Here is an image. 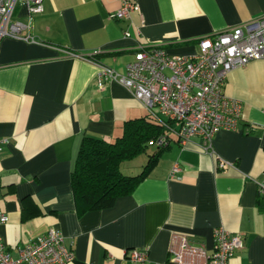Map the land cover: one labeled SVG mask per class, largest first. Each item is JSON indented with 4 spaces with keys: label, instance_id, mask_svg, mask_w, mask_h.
Instances as JSON below:
<instances>
[{
    "label": "crops",
    "instance_id": "crops-1",
    "mask_svg": "<svg viewBox=\"0 0 264 264\" xmlns=\"http://www.w3.org/2000/svg\"><path fill=\"white\" fill-rule=\"evenodd\" d=\"M42 6L30 16L22 3L16 9L33 41L0 39V209L8 215L0 236L10 254L55 228L73 253L67 264H175L169 249L181 236L211 254L222 226L243 238L230 264H264V59L228 72L223 91L241 102V118L214 135L212 154L199 137L182 145L166 129V146L159 136L120 163L137 174L164 148L112 205L80 213L71 186L84 137L113 141L126 121L147 115L118 82L98 87L97 63L124 73L140 47L152 46L194 55L199 38L264 15V0H138L127 20L114 17L120 0ZM134 248L147 250L143 262L129 260Z\"/></svg>",
    "mask_w": 264,
    "mask_h": 264
},
{
    "label": "built area",
    "instance_id": "built-area-1",
    "mask_svg": "<svg viewBox=\"0 0 264 264\" xmlns=\"http://www.w3.org/2000/svg\"><path fill=\"white\" fill-rule=\"evenodd\" d=\"M42 2L0 0V39L33 41L24 33L28 24L17 17L16 9L22 3L30 16L43 10ZM138 9V0H120L114 17L127 20ZM125 35H129L127 30ZM197 45V53L188 56L169 54L160 46L140 47L124 73L97 63L96 82L99 88L107 81L118 82L141 101L152 119L173 132L180 144L199 137L202 150L212 154L214 135L222 129L235 130L241 118V102L223 91L228 72L251 60L264 59V15L199 38ZM169 139L168 135L160 136L158 143L166 146ZM178 170L174 164L172 173ZM7 221V213L0 209V225ZM213 240V251L207 254L202 245L191 243L183 235L178 245L170 246L171 258L175 264H230L235 251L243 247L242 236L222 226L214 229ZM127 256L132 263L143 262L147 250L134 248ZM72 257L55 228L26 242L17 257L10 254L0 236V264H67Z\"/></svg>",
    "mask_w": 264,
    "mask_h": 264
},
{
    "label": "trees",
    "instance_id": "trees-1",
    "mask_svg": "<svg viewBox=\"0 0 264 264\" xmlns=\"http://www.w3.org/2000/svg\"><path fill=\"white\" fill-rule=\"evenodd\" d=\"M167 123L172 122L167 120ZM165 131L163 125L147 114L145 118L126 121L122 135L113 141L84 137L71 175L79 212L108 207L118 197L130 194L164 148L158 147L150 154L147 164L137 174L122 173L120 163L146 151L149 142ZM258 203L264 207V195L258 196Z\"/></svg>",
    "mask_w": 264,
    "mask_h": 264
},
{
    "label": "rangeland",
    "instance_id": "rangeland-1",
    "mask_svg": "<svg viewBox=\"0 0 264 264\" xmlns=\"http://www.w3.org/2000/svg\"><path fill=\"white\" fill-rule=\"evenodd\" d=\"M137 173V172H136Z\"/></svg>",
    "mask_w": 264,
    "mask_h": 264
}]
</instances>
